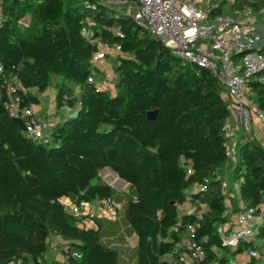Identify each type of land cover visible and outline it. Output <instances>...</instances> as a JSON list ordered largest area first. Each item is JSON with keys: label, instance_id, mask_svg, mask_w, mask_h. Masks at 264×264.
Wrapping results in <instances>:
<instances>
[{"label": "trees", "instance_id": "trees-1", "mask_svg": "<svg viewBox=\"0 0 264 264\" xmlns=\"http://www.w3.org/2000/svg\"><path fill=\"white\" fill-rule=\"evenodd\" d=\"M0 6V64L6 78L18 81L21 105L38 104L31 91L44 93L59 78L57 108L71 111L48 142L33 141L4 107L0 75V264H121L120 252L103 242L101 224L95 219L98 228L81 227L85 217L63 206L65 199L94 204L108 198L124 204L122 217L138 237L136 264H184L183 242L193 224L189 236L203 244L204 264H229L230 255L251 250L260 258L247 264H264V223L235 251L223 247L218 234L230 219L217 172L232 162L226 125L233 114L226 89L208 69L183 62L133 16L100 0H2ZM248 7L259 14L264 0H233L231 11ZM212 13L223 14L222 8ZM87 20L95 39L122 48L115 93L88 80L100 44L86 39ZM110 26L124 36L112 35ZM252 90L264 111V70ZM233 150L240 197L259 215L264 146L251 134ZM105 169L129 190L119 195L104 182ZM206 181L207 190L196 191ZM187 203L199 215L182 212ZM53 238L66 260L47 258Z\"/></svg>", "mask_w": 264, "mask_h": 264}, {"label": "built area", "instance_id": "built-area-1", "mask_svg": "<svg viewBox=\"0 0 264 264\" xmlns=\"http://www.w3.org/2000/svg\"><path fill=\"white\" fill-rule=\"evenodd\" d=\"M100 1L108 5L134 2L138 9L133 17L138 25L146 28L150 35L171 49L173 54L183 62L208 69L217 82L226 89L232 114L243 132L242 141L252 134L254 117L264 123V111L256 106L252 98V84L258 80V75L264 70V41L255 30L253 23L258 20L264 21V10L257 14L248 7L236 11L234 15L213 14L216 8L215 0ZM92 24V21L87 20L83 33L90 43L100 44V47L91 59V75L88 80L106 89L110 82L116 84L117 76L113 72L98 74L96 66L107 63L111 56L122 55V48L119 44L111 46L95 39L90 28ZM106 29L115 37L124 36L119 26H110ZM0 75L3 76L6 87L7 99L4 101V107L9 116L13 119L22 118L25 121V133L28 138L35 142H48L50 131L58 122L42 118L32 106L21 105V97L18 94L20 85L16 79L6 78L4 66L1 64ZM227 147L226 154L233 159V148L230 142ZM187 173L188 175L193 173L191 167L187 168ZM206 183L207 181L201 183L196 191H206ZM239 186L238 182L236 206L234 204L230 206L226 196L227 214L230 215V219L218 229L223 247L230 250H236L242 243L252 241L256 235L254 228L264 223V212L258 215L257 209L247 205L241 199ZM63 206L68 213L85 217L80 224L81 227L95 228L93 222L95 223L98 213L92 209L90 203L76 204L65 199ZM99 206L105 217L121 219L124 209L121 201L108 198L100 201ZM184 207L186 205L182 208ZM195 227L196 224L187 226L188 231L183 242L184 253L180 258L184 264H204L207 259L203 244L189 236ZM247 255L249 262L252 258H260L256 250L249 251ZM66 259L67 256L61 253L60 260ZM236 262L233 260L231 264Z\"/></svg>", "mask_w": 264, "mask_h": 264}, {"label": "crops", "instance_id": "crops-1", "mask_svg": "<svg viewBox=\"0 0 264 264\" xmlns=\"http://www.w3.org/2000/svg\"><path fill=\"white\" fill-rule=\"evenodd\" d=\"M1 2H2V0H0V4H1ZM214 4L217 8L218 7L222 8L223 14L233 15L232 11H231V6L233 4V0H215ZM229 5H230V10L228 8ZM137 9H138V6L136 5L135 12ZM135 12H134V14H135ZM134 14L131 16H134ZM0 18H1V6H0ZM26 18L28 21H30L29 16H27ZM256 31L258 34L260 33V30H256ZM261 38L263 39V37H261ZM117 57L118 56H115V57L111 56V58L109 59V61L107 63H104L100 66L102 68V70L105 69L104 71L107 73H112V72L114 73L116 71V67H117V61H116ZM108 87L107 88H108L110 93H115V84L114 83L110 82ZM49 91L50 90H48L44 93H38L36 90L31 91L39 99V103L36 105H32V107L34 108V110L36 112H40V113H42V115L46 116L45 118L47 120L60 122L63 117H68L71 114V111L68 110L67 108L58 109L56 107L57 102L54 103L56 105H50L49 108H47L44 111V100L48 101L47 99L49 97L47 96V93ZM41 95L43 96V98H40ZM225 97H226V100L229 101L227 95H225ZM54 101H56V100L54 99ZM227 136L230 138L229 141L231 142V146L234 149L237 141L242 137V130L239 127L234 114L228 120ZM252 137L256 138L264 146V123L259 121L257 119V117H254ZM233 162H234V158L232 159L231 163H229L227 166H225L223 169L219 170V172H218V177L220 179H222V181L224 183L225 192L227 194V200L226 201L230 206L233 204L236 206L238 203L237 183L239 182V180H237L236 176L232 173ZM114 176L116 177L115 182L117 181V183H121L118 179V176L116 174H114ZM121 184L124 185L125 189H123V190L120 189L119 195H121L122 192H127L129 190V188H128L129 185L126 182L125 183L122 182ZM112 186L115 187L114 184ZM116 188L119 189L120 187H116ZM189 204H191V203H187L186 207H184V209H187ZM91 205H92L91 206L92 209L98 213L96 220L101 224V227H102L103 242L106 245H108L114 249H117L120 252L121 264H136V260L133 261V255L132 254L135 252L136 246L138 244V237L127 226L125 219L123 217H122V220L109 219V218L105 217V215L102 213L100 206H99V202H96V203L91 204ZM193 206H194V204H193ZM186 213L187 214H197V212L196 213L186 212ZM93 224L95 225V228H98V225L96 224V222L95 223L93 222ZM129 249L132 250L131 254H130ZM246 256H247V253H246ZM230 257H231V255H230ZM248 262L249 261L247 258L246 261L241 260V262H239V263L236 262V264H246Z\"/></svg>", "mask_w": 264, "mask_h": 264}, {"label": "rangeland", "instance_id": "rangeland-1", "mask_svg": "<svg viewBox=\"0 0 264 264\" xmlns=\"http://www.w3.org/2000/svg\"><path fill=\"white\" fill-rule=\"evenodd\" d=\"M108 6H110L116 13L129 14V15H133L134 12H135V9H136V4L134 2H121V3H118V4H109ZM228 8L230 10V5L228 6ZM22 23L27 25L29 23V21L27 20V18H25L24 20H22ZM253 26H255L256 30H260L259 35L261 37H263V41H264V21H262V20L254 21ZM96 70H97L98 73L105 72L104 71L105 69L102 70V68L99 65L96 66ZM58 80H59V78L53 79L52 85L48 89V90H50L47 93V96L49 98L47 99L48 101L44 100V111L47 108H49L50 105H56L57 104V103L54 104L56 102V101H54V99L56 100V96L58 94V90H57V88L55 86L56 83L58 82ZM40 98H43V96L41 95ZM37 114L39 116H41L42 118L44 117V119H46L45 118L46 116L42 115V113L37 112ZM50 133H51V131H50ZM101 177L103 178L104 182H106L107 184H112V185L114 184V186H115L114 188H115L117 193L120 192V189L121 190L125 189L124 185H122L121 183H117V181L115 182V178L116 177L114 176V174L109 169H105L103 171V173L101 174ZM116 186L120 187V188L118 189V188H116ZM117 193H116V195H117ZM182 212H185V213L186 212H190V213H196L197 212V213H200L199 209L196 206H193L192 203L188 205L187 209H183ZM258 230H259V227L256 226L254 228V233L255 234L258 233ZM59 247H60V244L58 243V240L56 238H53L52 241H51V250H49L50 252L47 255V258L49 260H54V259L60 260V254L61 253H60V248ZM231 251H235V250L231 249ZM131 253H132V250H130V254ZM134 254H135V252L132 254L133 255V261L136 260ZM229 258H230L229 264H231L234 259L239 263V262H241V260L246 261V259L248 258V255L246 256V253L244 252V253H241V254L239 253V254L231 255V257H229Z\"/></svg>", "mask_w": 264, "mask_h": 264}, {"label": "water", "instance_id": "water-1", "mask_svg": "<svg viewBox=\"0 0 264 264\" xmlns=\"http://www.w3.org/2000/svg\"><path fill=\"white\" fill-rule=\"evenodd\" d=\"M156 114H157V112L156 111H151V112H149L148 113V117L150 118V119H154L155 118V116H156ZM14 120V122H16L19 126H20V128L25 132L26 131V125H25V121L22 119V118H14L13 119ZM111 170V169H110ZM104 171V170H103ZM103 171H101V174L103 173ZM112 171V170H111ZM113 172V171H112ZM114 174H116L115 172H113ZM117 175V174H116ZM118 179H119V181L122 183H125V181L124 180H122L121 178H119L118 177ZM117 187V186H116ZM130 186H128V188H129ZM163 264H168L167 262H163Z\"/></svg>", "mask_w": 264, "mask_h": 264}]
</instances>
